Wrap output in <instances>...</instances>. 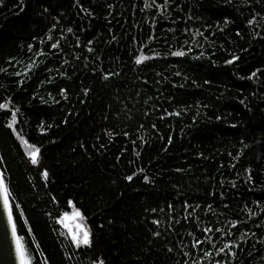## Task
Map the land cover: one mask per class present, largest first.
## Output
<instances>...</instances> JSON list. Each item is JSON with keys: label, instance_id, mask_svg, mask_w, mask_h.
I'll return each instance as SVG.
<instances>
[{"label": "trees", "instance_id": "1", "mask_svg": "<svg viewBox=\"0 0 264 264\" xmlns=\"http://www.w3.org/2000/svg\"><path fill=\"white\" fill-rule=\"evenodd\" d=\"M0 69L26 264H264V0H0Z\"/></svg>", "mask_w": 264, "mask_h": 264}, {"label": "snow or ice", "instance_id": "2", "mask_svg": "<svg viewBox=\"0 0 264 264\" xmlns=\"http://www.w3.org/2000/svg\"><path fill=\"white\" fill-rule=\"evenodd\" d=\"M248 23L252 24L253 20L249 19ZM69 31H71V29H69ZM56 46L57 45H55V44L52 45L53 48H55ZM29 47H31V46H29ZM235 59H236V57H233V60H235ZM227 63H232V61H227ZM2 71H4V69H0V72H2ZM7 107H8L7 103L0 104V108H7ZM15 117H16V114L13 113L12 119L15 120ZM10 127H11V125H10ZM32 147L34 148V151L29 152L28 155L31 159V163L35 165L38 163V153L40 150H39V148H35V146H32ZM43 175L45 177H47L48 173L46 170L44 171ZM127 179L131 180L132 177L129 176V177H127ZM147 179L148 178L145 177V180H147ZM0 197L3 198V207H4L5 212L7 213L8 224L12 228V236L17 242V247H16L17 254L21 257L22 264H26V262L23 260V254L21 251V246L19 244V238L17 236V225L13 220V209L9 203V189L7 188V186H5L2 178H0ZM68 203L72 204V201L69 200ZM68 215H69L68 213H64L63 217L68 218ZM72 218L77 219V220L82 219V214H81L79 209H77V211L72 214ZM63 222H64V219L62 218L60 220V223H63ZM157 223H158V221H157ZM65 227L69 228V233L71 235L72 242L77 246V248H80L81 245L89 246L91 244V233L87 227L82 226L79 223H77L75 225L76 230H73L67 224H65ZM157 235H158V233H157ZM197 243H201V242L198 240ZM227 247H228V245H225V248H227ZM220 251L224 252V248H221ZM207 254L208 253H205V255H207ZM93 264H104V261L103 260L94 261ZM216 264H220V262L217 261Z\"/></svg>", "mask_w": 264, "mask_h": 264}, {"label": "water", "instance_id": "3", "mask_svg": "<svg viewBox=\"0 0 264 264\" xmlns=\"http://www.w3.org/2000/svg\"><path fill=\"white\" fill-rule=\"evenodd\" d=\"M16 247L17 242L12 236V228L8 224L7 213L3 207V198L0 197V264H22L21 257L17 254Z\"/></svg>", "mask_w": 264, "mask_h": 264}, {"label": "rangeland", "instance_id": "4", "mask_svg": "<svg viewBox=\"0 0 264 264\" xmlns=\"http://www.w3.org/2000/svg\"><path fill=\"white\" fill-rule=\"evenodd\" d=\"M71 217H72V215L67 219V221H70L71 220Z\"/></svg>", "mask_w": 264, "mask_h": 264}, {"label": "bare ground", "instance_id": "5", "mask_svg": "<svg viewBox=\"0 0 264 264\" xmlns=\"http://www.w3.org/2000/svg\"><path fill=\"white\" fill-rule=\"evenodd\" d=\"M0 177L2 178V175Z\"/></svg>", "mask_w": 264, "mask_h": 264}]
</instances>
